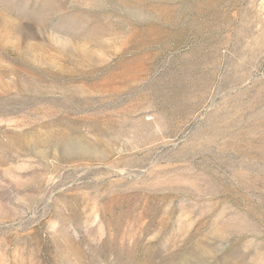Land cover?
I'll list each match as a JSON object with an SVG mask.
<instances>
[{
	"label": "rangeland",
	"instance_id": "obj_1",
	"mask_svg": "<svg viewBox=\"0 0 264 264\" xmlns=\"http://www.w3.org/2000/svg\"><path fill=\"white\" fill-rule=\"evenodd\" d=\"M0 264H264V0H0Z\"/></svg>",
	"mask_w": 264,
	"mask_h": 264
}]
</instances>
